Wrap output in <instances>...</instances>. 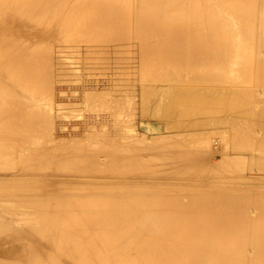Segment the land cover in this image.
I'll return each mask as SVG.
<instances>
[{"label":"bare ground","instance_id":"bare-ground-1","mask_svg":"<svg viewBox=\"0 0 264 264\" xmlns=\"http://www.w3.org/2000/svg\"><path fill=\"white\" fill-rule=\"evenodd\" d=\"M0 264H264V0H0Z\"/></svg>","mask_w":264,"mask_h":264},{"label":"rangeland","instance_id":"rangeland-1","mask_svg":"<svg viewBox=\"0 0 264 264\" xmlns=\"http://www.w3.org/2000/svg\"><path fill=\"white\" fill-rule=\"evenodd\" d=\"M129 45H130V44L128 43V44L122 46L121 50H122V51L124 50V51H123L124 56H123L122 53H121L122 51H120L121 55H119V57L121 56L120 58H123V57H124V58H123V64L125 65V68H124V69L126 70L125 72H128V71H129V70H127L128 67H129V63L132 62L133 60H136V59L138 60V57L141 56V53H139L140 56H138V52H140L139 46H135L134 48H133V46H130V47H132V49H131V48L129 47ZM131 45H135V44H131ZM125 47H127V48H125ZM128 48H130V49H128ZM128 50H130V52H131V53L129 52L130 55H129V53L127 52ZM138 50H139V51H138ZM125 51H126V52H125ZM133 51H135L136 54L133 53ZM127 53H128V54H127ZM132 53L134 54L133 56H132ZM127 56H128V57H127ZM134 56L136 57V59H132V58H135ZM126 57H127L128 59H129V57H131L130 60H132V61H129L128 59H126V60H128V61H126V60H125ZM125 62H127V63L125 64ZM113 94H114V93H113V91H112V92L110 93V96L113 97V96H112ZM137 94L139 95V92H137ZM65 96H66L68 99H67ZM65 96H64V99H65V98H66V99H65V100H62V102H64L66 105H69V104H70V105H80L81 100H80V101H74V102H75V103H74V102H73L74 99H73L72 97H70L69 94H67V95H65ZM136 97H137V98H136L137 100H140V97H139V96H136ZM69 98H70V100L73 99V100H71L72 102L69 100ZM121 98H122V97H121ZM123 100H124V98H123ZM65 101H66V102H65ZM67 101H68V102H67ZM123 102H124V101H123ZM123 102H122V103H123ZM81 105H82V103H81ZM136 105H137V104H136ZM137 109H138V110H136V111L138 112V114H137V116L134 118V119H135V122H134V120H133V122H134V123L137 122L136 125L138 126V125H139V122H140V119H139V118H140V117H139V116H140V115H139L140 106L137 107ZM204 109H207V108H204ZM219 111H220V109H219V110H216L215 112H214V110H210L209 113H211L212 115L215 116L216 114H218ZM137 112H135V113H137ZM209 113H207V114H209ZM151 119H153L154 121L156 120V118H155V119H154V118H151ZM247 121H249V122H247V125H248V126H249L250 123H254V120H247ZM69 126H70V125H69ZM220 126L223 128V130H221V128H219V130H218V129H216V130H218V132L221 130V131L219 132V134H217V135H219V138H220V140H221V138H224V137H222V136H223V135L225 136V134H227V132H225V131H226V130H229V128L227 129L228 125H226L227 127H226V126H223V124H221ZM224 127H226V128H225V129H226L225 131H224ZM211 128H212L211 126H208V128H207L208 130L206 129V131H209V132L212 131ZM210 129H211V130H210ZM213 130H214V128H213ZM223 131H224V132H223ZM65 132H66V131H64V132H60L59 134H60V135H65L63 138H65V137L69 138V137H70L69 134H70L71 132H76V131H69V132L67 131L66 133H65ZM222 132H223V133H222ZM67 133H68V134H67ZM206 133H207V132H206ZM224 133H225V134H224ZM220 134H221L222 136H221ZM245 134H246L245 132H240V133H238L237 136H235V138H236V139H235L234 137H232V136H233V133H232V135H231V132H230V134L228 133V135H229V137H230L229 139H231V140L227 143V144H228V147H229L230 149H231V148H233V149H234V148H237V149H238V150L236 151V149H234V150L231 149V150H230V149L228 148L230 152H231V151H232V152H235V151H236V152H240L239 150H242V149H239V148H241V147H239V146H241L242 143H246ZM71 137H72V136H71ZM241 137H242V138H241ZM233 138H234L235 140H233ZM241 139H242V142H240ZM244 139H245V140H244ZM222 140H223V139H222ZM222 140L220 141L221 143H222ZM225 142H226V140H225ZM231 142H232V143H231ZM230 143H231V144H230ZM234 143H235V145H234ZM236 144H239V146L236 145ZM229 145H230V146H229ZM231 146H232V147H231ZM217 159H220V155H217V158H214V160L216 161V163H217ZM222 161H223V160H221V161L219 162V160H218L219 163H221ZM249 162H250V159H248V162H247V163H248V164H247L248 166L253 165L252 162H250V164H249ZM247 165H246V170H247V168L250 170V169L253 167V166H250V167H251V168H250V167H248ZM56 166H57V165H56ZM58 167L60 168L61 165L59 164ZM249 170H247L248 173H249ZM253 170L256 171L254 168H253ZM253 170H252V172H253ZM261 171H262V170H261Z\"/></svg>","mask_w":264,"mask_h":264}]
</instances>
